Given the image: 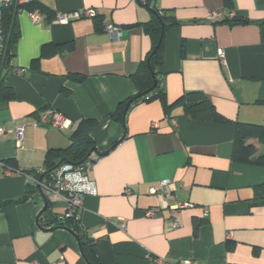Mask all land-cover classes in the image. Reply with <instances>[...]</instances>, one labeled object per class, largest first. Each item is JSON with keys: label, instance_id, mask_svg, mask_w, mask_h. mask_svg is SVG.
<instances>
[{"label": "crops", "instance_id": "0c3cea01", "mask_svg": "<svg viewBox=\"0 0 264 264\" xmlns=\"http://www.w3.org/2000/svg\"><path fill=\"white\" fill-rule=\"evenodd\" d=\"M36 1L50 10L51 21L41 14L33 22L28 10H20L13 52L0 60V161L22 171L0 173V203L32 189L26 200L0 207V264H88L71 231L42 225L38 217L45 200L54 215L64 210V201L44 197L26 177L43 167L49 148L70 143V131L83 118L97 121L91 131L95 160L87 170L96 193L83 196L80 224L99 264H264V205L253 204L264 166L231 159L232 125L192 119L181 104L165 111L157 98L133 103L124 126L111 115L136 91L130 75L150 48L137 23L149 20L156 7L179 21L164 32L157 68L167 102L198 91L224 117L261 123L264 0H231L229 7L224 0H148V6L139 0ZM86 8L96 15L54 19ZM214 10L247 21H212ZM107 22L120 27V38L102 30ZM63 45L70 48L61 52ZM45 108L69 117L71 129L38 122ZM16 124L25 127L21 148ZM247 142L255 156L264 151L255 139ZM162 179H169L171 190L149 193ZM177 202L193 207L170 212ZM201 207H207L206 216ZM169 218L176 228L168 227Z\"/></svg>", "mask_w": 264, "mask_h": 264}, {"label": "trees", "instance_id": "16d2710c", "mask_svg": "<svg viewBox=\"0 0 264 264\" xmlns=\"http://www.w3.org/2000/svg\"><path fill=\"white\" fill-rule=\"evenodd\" d=\"M145 5L148 6V0H145ZM226 7H229L231 0H224ZM37 9L40 14L44 15L45 22H50L52 13L44 5L36 0H28L19 3L16 0H11L2 8V57L13 52L14 44L19 36V27L17 23V13L20 10ZM152 16L149 20L140 24L143 32L150 39V48L139 62L136 71L130 75V79L135 87V93L125 100L121 101L117 109L111 113L115 119H120L124 126V118L129 107L136 102L150 100L157 98L165 111L175 104H181L183 111L192 119L203 121H217L227 123L233 126V139L231 148V159L236 162L250 163L254 165L264 166V151L258 155H254L255 147L252 143L247 142L249 139H255L257 142L264 145V120L261 123L240 122L229 119L221 115L214 107L212 101L203 93L198 91L187 92L178 97L173 103H168L165 97V91L161 77L158 72V66L163 63L164 58V32L169 27L176 25L179 21L169 11H160L156 7L150 8ZM217 21H225L228 23L246 22V18H242L233 13L230 18L223 17ZM70 48L69 46H60V51ZM46 51L43 46L41 54ZM75 79L80 80L81 76H74ZM156 82L153 88V83ZM150 89L149 92H145ZM95 119L83 118L69 133L70 143L62 148H49L43 159L44 172L35 171L32 173L33 177L37 179L45 177L55 167L64 162L78 164L86 158L94 161L89 150L95 147V142L91 136V131L96 126ZM72 127V126H71ZM101 155L100 153L98 156ZM58 163V164H57ZM36 186V185H34ZM254 203L264 205V181L255 185ZM31 190L25 191L22 196L15 200L4 201L0 203V207H5L9 203H17L26 200ZM42 225H48L51 228L64 227L71 231L77 237L80 245V251L88 264H99L92 251V240L89 239L82 229L79 219L66 218L64 220L57 219L48 204L40 211L39 214ZM40 221V220H39Z\"/></svg>", "mask_w": 264, "mask_h": 264}, {"label": "built area", "instance_id": "2783aa9c", "mask_svg": "<svg viewBox=\"0 0 264 264\" xmlns=\"http://www.w3.org/2000/svg\"><path fill=\"white\" fill-rule=\"evenodd\" d=\"M11 0H0V60H1V51H2V42H3V34H2V8L7 5ZM19 3L26 2L27 0H16ZM141 2H145V0H139ZM29 17L33 22H39L41 20V14L37 9L28 11ZM96 12L92 8L82 9L80 11H73L68 13H57L54 19L60 22H68L73 20L79 16L86 17H94ZM233 16V12H229L224 14L223 12L211 11L209 13L208 18L212 21L219 20L223 17L230 18ZM102 30L109 34L112 38H120L122 36V30L119 26L113 23H103ZM219 57L223 58L222 51H219ZM41 124L52 127L58 130L69 131L72 126V121L69 117L64 115L61 112L54 111L51 109H43L39 115V120ZM152 126H156V123H153ZM25 127L23 124H16L14 126L15 133V141L18 147H22V141L24 136ZM4 131L3 127H0V133ZM94 161L89 158L84 159L78 164H72L69 162H64L55 167L49 174L45 177L37 179L33 177V175L27 174V180L36 185L43 196L48 197H59L64 201L65 207L64 210L59 213L57 219L64 220L66 218L71 219H79L80 212L82 208V198L84 195H94L96 193V188L94 181L89 178L87 174V170L91 168V165ZM12 171L16 173H22L21 169L13 168L4 164L0 161V173L5 175L10 174ZM38 172H44V167H41ZM169 179H162L159 181L156 187H150L149 193L151 194H159L165 195L167 194L170 188ZM193 207L192 203L189 202H177L172 206H169L170 212ZM159 208H150L145 210V215L153 216L156 212H158ZM202 215H207V207H201ZM178 226V223L175 219H168V227L173 229ZM157 262H162L163 259L158 257H151ZM57 264H65L63 260L58 261ZM175 264H194L191 259H180L175 262Z\"/></svg>", "mask_w": 264, "mask_h": 264}, {"label": "water", "instance_id": "95a60500", "mask_svg": "<svg viewBox=\"0 0 264 264\" xmlns=\"http://www.w3.org/2000/svg\"><path fill=\"white\" fill-rule=\"evenodd\" d=\"M155 84H156V82L153 83V85H152L151 88H153V87L155 86ZM149 91H150V89L146 90L145 92H149ZM95 150H96L95 147H94V148H91V149L89 150V153H90V152H95ZM57 164H58V163H57ZM38 189H39V188H38ZM46 205H47V201L45 200V205H44L43 208H45Z\"/></svg>", "mask_w": 264, "mask_h": 264}]
</instances>
